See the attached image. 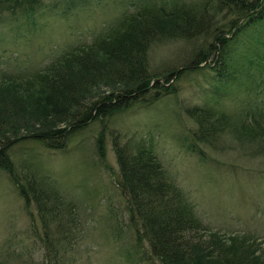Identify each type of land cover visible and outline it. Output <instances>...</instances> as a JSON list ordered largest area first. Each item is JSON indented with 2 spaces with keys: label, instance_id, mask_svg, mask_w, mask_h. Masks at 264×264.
<instances>
[{
  "label": "trees",
  "instance_id": "obj_1",
  "mask_svg": "<svg viewBox=\"0 0 264 264\" xmlns=\"http://www.w3.org/2000/svg\"><path fill=\"white\" fill-rule=\"evenodd\" d=\"M42 2L0 0V24L8 14L12 16L8 26L18 27L28 20L32 24ZM118 3L122 9L117 16L88 41L70 46L23 78L0 77V170L16 188L24 207L33 206L43 249L41 261L28 264H73L79 210L47 175H35L23 166L17 170L7 154L10 146L33 139L49 149H63L65 138L90 121L103 120L134 102L146 106L175 94L176 86L166 84L192 67L208 70L214 87L210 95L216 103L238 74L245 79L253 75L242 73L243 65L240 72L237 65L256 67L253 49H264V0ZM160 39L191 44V57L151 73L147 52ZM244 45L253 46L241 50L243 60L233 61ZM99 86L107 92L97 94ZM236 111L242 115L235 117L206 102L184 107L195 125L190 135L195 153L206 155L198 144L215 148L219 139L264 148V106ZM117 142L113 139L115 183L125 197L127 225L146 241L157 264H264V240L249 233L225 234L202 224L193 204L167 180L144 139L133 144Z\"/></svg>",
  "mask_w": 264,
  "mask_h": 264
},
{
  "label": "rangeland",
  "instance_id": "obj_2",
  "mask_svg": "<svg viewBox=\"0 0 264 264\" xmlns=\"http://www.w3.org/2000/svg\"><path fill=\"white\" fill-rule=\"evenodd\" d=\"M42 6L40 13L33 14L32 24L28 20L18 27L8 26L12 16H3L0 77L23 78L41 69L70 46L88 41L122 9L118 0H43ZM250 46H241L232 60H241V50ZM190 49L191 44L173 40L152 43L147 52L150 72L158 74L187 62ZM252 53L251 58L258 60L256 67L247 68V63L237 66L241 72L243 65L242 73L253 75L245 79L238 74L216 103L210 95L214 87L208 70L192 67L166 84L176 86L175 94L161 96L146 106L134 102L103 120L90 121L65 138L63 149H49L33 139L9 147L8 157L17 170L23 166L35 175H47L78 208L80 233L73 264H157L146 241L127 225L125 197L115 183L113 139L120 144L144 139L167 180L193 204L206 228L225 234L249 233L264 240V148L219 139L215 148L198 144L206 154L200 156L191 147L194 122L184 112L185 106L206 102L240 117L236 110L264 106V49ZM107 90L99 86L95 91ZM35 215L33 206L24 207L16 188L0 170V263L41 261L43 249Z\"/></svg>",
  "mask_w": 264,
  "mask_h": 264
}]
</instances>
